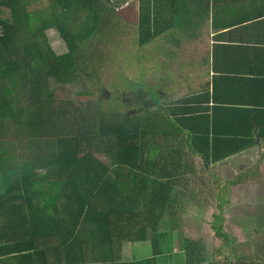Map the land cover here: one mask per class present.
<instances>
[{"label": "trees", "instance_id": "1", "mask_svg": "<svg viewBox=\"0 0 264 264\" xmlns=\"http://www.w3.org/2000/svg\"><path fill=\"white\" fill-rule=\"evenodd\" d=\"M39 1L47 7L32 9ZM127 1L0 0V264H163L178 237L169 222L179 211L174 185L186 172L204 178L212 164L255 146L253 126L263 122H225V131L240 138L230 144L218 131L211 135L219 120L207 112L219 106L188 102L200 97L194 95L172 106L166 79L140 84L122 77L123 83L119 73L112 85L103 83L101 61L125 44L117 9ZM240 1L139 0L135 67L145 77L151 69L145 47L174 28L195 31L209 20L216 26L220 10ZM50 29L63 37L67 53H57ZM52 76L65 84L94 81L96 88L78 94L95 98L58 106ZM213 216L224 264H261L226 254L232 246L226 215ZM147 242L151 255H125L126 244ZM188 243L179 251L187 264H213L197 255L198 242Z\"/></svg>", "mask_w": 264, "mask_h": 264}, {"label": "crops", "instance_id": "2", "mask_svg": "<svg viewBox=\"0 0 264 264\" xmlns=\"http://www.w3.org/2000/svg\"><path fill=\"white\" fill-rule=\"evenodd\" d=\"M130 2L135 4V10L137 15H139V0H128L126 3ZM221 6H217V10ZM185 13L186 10H184L183 14ZM219 15L216 26H212V21L209 20L199 30L174 28L167 32L166 35L163 34L158 37L161 42L169 43L177 51L182 48H190V51L184 53L182 58L186 64L194 63L195 66L190 68L180 67L182 68L181 70L179 68L174 70L175 68L171 67L177 65L175 59L178 58V55L171 52L168 55V60L162 62L163 65H166L165 68L163 66L152 68V78L156 82L159 79H164V81L166 79L175 82V85L177 81L179 82L177 84L185 83V79L195 81L197 89L195 88L192 95L200 97L188 102H194L195 105L200 104L201 106L211 104L213 108L219 106L216 112L214 109L207 112L211 115V118L216 116L219 120V124L216 125L215 131H212L211 135L213 136V133L218 131L221 137H226V140L232 139L230 142L232 144L235 143V140H240L237 136L239 134L230 131V129L226 132L223 127L225 122L231 121L236 124V122H252L253 120V122H263L260 125L264 126V0H241L239 4L230 3L223 11L220 10ZM242 15H256L258 17L255 16L253 21L240 25L238 22ZM175 42H179L180 45ZM184 57L188 58V60L184 59ZM182 74L184 75L182 76ZM168 91H171L170 88ZM178 93L171 91V100L170 98L168 99L172 106L180 104L177 98L178 95H176ZM160 95L157 99L159 103H161L159 100ZM184 96L188 97L190 95ZM164 100L167 101V98H163L162 102ZM247 117L250 120H247ZM260 125L256 124V126H253L254 137H252V140L255 142V146L238 152L232 157L225 158L221 162L212 164L210 168L205 170V177L201 178L197 183L194 182L197 184L200 194L206 192V195L210 192V197L199 203V206H220L225 201H229L228 193L233 188L240 189L243 186H255L251 183L252 179L246 178L245 174H251L255 169L257 172L259 169L260 171L264 169V164L261 162L264 161V137L260 138ZM248 126L250 125H242L241 128ZM241 140L249 143L251 137H243ZM189 157L196 160L195 163L202 162V158L195 154L190 153ZM214 167L217 169L215 173ZM216 173L217 175L215 176ZM223 174H225V177ZM230 174H238V176L233 179L230 178ZM193 175L186 172L182 181L186 177L193 178ZM179 184L180 182L174 185L177 192L175 191L173 201L174 206L182 210H179L173 217L171 216L172 219L169 222L177 224V228L178 224H182V220L185 223H192L194 219L200 223V219H196V217L204 216L203 214L184 209L188 205L187 202L183 203V192ZM218 192H222L223 196L216 204L211 195L218 196ZM213 198L217 199L216 197ZM204 218H208L207 215ZM205 222H210V220L205 219ZM173 232L177 234V230ZM187 236L189 237V235ZM144 244H149L150 246V252L145 256L151 255L150 242L126 244L125 255L131 254L130 257L132 259L136 258L134 250L143 249L145 247ZM135 246L139 248L135 249Z\"/></svg>", "mask_w": 264, "mask_h": 264}, {"label": "rangeland", "instance_id": "3", "mask_svg": "<svg viewBox=\"0 0 264 264\" xmlns=\"http://www.w3.org/2000/svg\"><path fill=\"white\" fill-rule=\"evenodd\" d=\"M47 4L48 2L46 1L44 3L39 1L34 4L32 9H43L47 7ZM135 9V4L131 2L123 4L122 8L120 7L117 9V13L122 17L120 23H122L123 26H126L125 29H121L120 31L121 39L125 42V44L122 48H120V50L118 49L116 51V54H111V58L101 61L103 67L101 71H99L98 75L102 77L104 81L103 83H114L115 76L121 73L118 76V81L120 82H123V80L120 78L130 77L131 82L137 80L140 84H143L144 81L145 83L149 82L151 84L156 81L152 78L151 69L153 67L159 68L158 66H163L165 68L166 65H163L162 62H166L168 60V55L171 54V52L178 55V58L175 59L177 65L175 67H171L173 69L175 68L174 70H177V68L181 70L184 67L190 68L195 66L194 63L186 64L182 58L184 53L190 51V48H182L177 51V49H173L169 43H166L165 41L161 42V40L157 39L155 43H152L144 49V51L147 49L146 51L149 50L151 53L150 56H147V61H149L147 66H149L151 69L147 71L144 77V75H142L143 69L140 66L135 67L134 63L136 61L132 60L133 55L135 54V49L131 47L134 45V23L138 18ZM48 34L50 42L58 54L61 55L68 52L67 43L56 29L48 30ZM120 36L118 35V39H120ZM103 45H105L107 51L113 49L111 46H109L110 44L107 41H105ZM120 51L122 54H119ZM184 59L188 60L186 57H184ZM183 75L184 74H182V76ZM50 80L51 86L55 91L56 103L58 106L67 101H74L78 106H83L86 104V102L92 101L95 98L93 95L78 94V92L81 90L96 88L95 83H93L94 81L86 82L81 80L76 83L65 84L54 76H52ZM170 82V90L173 93L179 92L176 94L178 95L177 98L184 95H192L194 94L195 88L197 89V86H195V81H189L188 79H185V83L181 81L183 84H177L179 83L178 81L176 82V85L175 82ZM29 97L26 98L24 103L29 100ZM170 100L168 102H170ZM168 102L165 100L163 101L165 105ZM107 104L110 105L109 103ZM103 158H105V156H103ZM261 162L264 164V161ZM214 168L215 173L217 169L216 167ZM216 175L217 173L215 176ZM223 176L225 177V174H223ZM230 176V178L236 179L238 174H230ZM245 177L252 179L251 183H253L255 186H243L240 189L233 188V190L228 193L229 201H226L222 208L218 205H206L202 207L198 205L203 201L200 200L201 197H210V192H208L206 195L205 192L200 194L198 186L195 184L201 178L186 177L184 181L180 182L179 186L183 192L182 197L184 198L183 203L187 202L188 205L187 208L184 209L192 210L197 213L199 206V208L205 213L203 214L202 212L204 216L201 215L196 217V219H200V223L194 219L192 220V223H185L182 220V224H179L180 227L178 226L177 230L178 237L174 240L175 246L173 254L171 253L168 258L163 261V264H187L185 252L179 251H182L181 249L186 248V245L189 244V240L198 242L197 244L199 246L195 245L194 247L197 248V255L203 257V260L213 264H217L219 260H222L221 264H224V256L218 253V249H221L224 241L216 235L217 231L211 227V223L214 222L215 216H213V214L215 212H223L226 215L224 227L226 231L232 235V240H230L232 246L229 247V250H226V254L232 255L231 258L234 261L247 258L254 262L264 264V169L262 171L259 169L258 172L255 169V171H252L251 174H245ZM221 195H223V193L218 192V196H216L217 199L211 196L216 204H218ZM206 215L208 218H204ZM205 219L210 220V222H205ZM187 235H189L188 238ZM144 245L145 247H143L141 250L137 249L139 248L138 246H135V249H137L136 251L134 250L135 254L137 253L143 256L147 255L150 252V246L149 244ZM129 256H131V254Z\"/></svg>", "mask_w": 264, "mask_h": 264}]
</instances>
